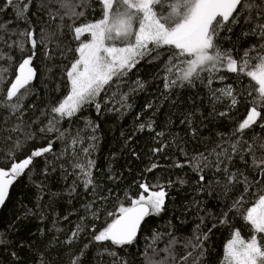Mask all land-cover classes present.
<instances>
[{
    "label": "snow or ice",
    "instance_id": "obj_1",
    "mask_svg": "<svg viewBox=\"0 0 264 264\" xmlns=\"http://www.w3.org/2000/svg\"><path fill=\"white\" fill-rule=\"evenodd\" d=\"M93 3L99 8V18L89 20L86 12L96 11ZM237 27L239 33L235 31ZM69 35L75 47L62 42L61 38L68 39ZM40 49L45 61L52 65L45 64V73H52L53 68H59L61 73L60 82L51 92L61 93L63 87L66 94L59 98L53 95L43 107L35 102L26 106L25 102L36 94L33 82L41 76L34 64ZM142 62L155 66L152 78L162 82L165 100L180 89L202 86L212 105L209 115L228 118L234 125L229 132H217V139L210 144L206 142L210 138L201 141L203 151L189 153L181 147L185 160L174 161L171 167L189 166L197 176L195 191L209 197L228 196L239 189L219 214L204 206L203 201L190 202L185 211L195 209L199 223L194 224L183 244L191 250L178 258L174 247L179 240L172 221H168L166 232L152 229L140 252L143 264H203L213 230L218 226L231 228L230 213L242 217L250 226V235L244 238L240 229L232 228L220 264H264V0H0V206L5 205L10 188L18 180L25 176L32 179L36 161L42 159L41 174L45 178L58 168L64 180L75 177L68 188L69 195L77 191L78 185L93 194L81 205L85 215L65 243L71 245L80 239L89 215L90 241L71 256L69 264H82L86 250L93 244L99 245L98 264H103L104 256L112 258L110 264H129L114 249L135 246L147 218L167 211L169 190L189 181L178 176L164 183H149L142 178L137 182L138 195L125 190L124 202L117 197L118 207L107 212L108 219L98 229L94 221L100 219L101 209L96 204L99 201L102 205L108 199L101 195L105 189L94 176L97 164L93 153L100 125L80 113L88 107L94 108L97 115L105 110L118 114L130 111L132 96L148 86V81L138 74L130 79ZM228 74H235L237 80L248 78V87L240 91L232 83L213 86L216 81L228 80ZM44 88L47 92L48 83ZM218 104L226 105L225 110L217 111ZM144 107L151 109L153 103ZM241 109L243 115H239ZM195 112L200 109L189 111L180 121L188 125L193 138L199 136V128L194 126ZM78 119L83 122L82 128L73 127ZM65 121L69 127H63ZM154 123H139L137 130L154 131ZM163 136V132L156 133L157 138ZM38 137L42 144L22 152L29 141L34 143ZM57 141L63 145L59 153L53 148ZM167 147L170 145L161 142L151 151L163 153ZM21 153L22 158L18 155ZM158 167L153 162L146 172ZM107 179L118 177L109 174ZM36 187L40 200L45 186L41 182ZM106 191L113 194L112 189ZM165 236L168 239L159 248L158 242ZM11 244V239L0 232V247ZM25 247L34 246L21 241L19 249L10 252L13 264H27L19 255ZM35 264L54 262L37 250Z\"/></svg>",
    "mask_w": 264,
    "mask_h": 264
},
{
    "label": "trees",
    "instance_id": "obj_2",
    "mask_svg": "<svg viewBox=\"0 0 264 264\" xmlns=\"http://www.w3.org/2000/svg\"><path fill=\"white\" fill-rule=\"evenodd\" d=\"M96 11L89 9L86 12L87 19H98L99 8L93 3ZM83 20V18H82ZM239 33L240 28L235 29ZM235 38V37H234ZM62 42L70 47H75L76 42L61 38ZM250 42V41H249ZM230 46V45H225ZM246 46V45H245ZM42 49L38 50L37 57L34 61L41 76L37 78L33 84L36 94L27 100L28 103L35 102L40 107L52 98L53 95L59 98L61 94H66V90L62 87L61 93H52L51 89L56 83L60 82L61 73L59 68H53L52 73H45V64L51 67V62L45 61ZM17 57L19 54H16ZM71 59V56L69 57ZM59 63V58L56 61ZM154 65L141 63L139 71L130 75V79L134 80L138 74L142 79L148 81V86L144 91L134 94L131 98L133 108L126 113L107 112L106 110L97 115L94 108L88 107L84 109L80 116L90 117L92 120L99 123L100 127L97 131L99 142L96 151L93 153V158L96 160L97 169L94 171V176L98 183L105 189L101 195L108 196V199L101 203L97 201L96 207H100V219L94 221L99 229L108 219L107 212L114 211L118 207L119 202H124V192L128 190L133 196L138 195L140 189L137 182L144 178L149 183L157 181L164 183L168 179L176 180L183 177L189 182L183 186L176 184L170 191V198L167 201V211L160 216H152L147 218V223L143 227V232L140 235L135 246L127 249L115 248L114 250L120 256L125 257L129 264H143V257L140 252L146 247V237L150 236L152 229L166 232L168 230V221L171 220L174 225V235L177 236L179 243L174 247V254L178 258L183 255L185 249L183 244L185 238L192 234L194 224L199 223V218L195 209H189L188 205L194 199L204 202V206L211 209L214 214H219L222 209H225L226 204H230L235 195L239 194V189H234L228 196L209 197L205 193H197L195 191L197 176L191 171L189 166L183 169L171 167L174 161L182 162L185 157L180 152V148H185L189 153L199 149L204 150L203 141L205 138H210L206 141L209 144L217 139V132H229L234 126L233 122L228 118L210 116L212 105L209 103L207 89L202 86L189 89L184 88L172 95L170 99L165 100L161 93L163 92L162 82L153 80L152 72ZM229 79L224 82H214V87H223L226 83H232L240 91H244L249 85V79L241 77L236 79L235 74H228ZM44 83H48L49 88L46 92ZM127 90V89H124ZM172 100L177 103L173 105ZM152 102L151 109H145L144 105ZM198 107L200 112H195L194 126L199 128V136L193 138L189 132L188 125L180 123L184 119V115L189 111H193ZM217 111H224L226 105H216ZM235 111V110H234ZM137 114H140V119L137 120ZM243 109L239 115H243ZM239 115L237 119H239ZM27 118V117H26ZM148 120L154 121V131H138L137 125ZM202 122V123H201ZM83 127V122L77 120L75 126ZM37 125H33L35 129ZM63 127H69L67 121L63 123ZM256 131H260L259 128ZM157 132H163V137H156ZM123 133V135H122ZM2 135H7L3 133ZM14 138H15V134ZM131 136L132 139L127 138ZM161 142H165L170 147H167L163 153L153 154L151 149L159 146ZM43 141L36 139L33 143L29 141L25 145L22 152L42 144ZM63 145L57 141L53 148L59 153ZM3 145H0V150ZM135 153V155H133ZM22 158V153L18 154ZM49 159L51 156L48 157ZM157 163L159 167L151 173L146 172V168L151 163ZM37 168L31 173L32 179L27 176L18 180L11 188L9 198L0 211V232H4L6 237L11 239L10 246L0 247V264H13V258L10 252L17 251L20 242L25 245L34 247H25L19 251L21 260L27 264H35V255L37 250L45 252L47 259L53 261L54 264H69L71 256L83 248V245L89 243L91 225L89 221L92 217L89 215L85 219L87 225L86 230L81 234L80 239L74 241L71 245L65 243L71 231L75 229L77 223L80 222V217L85 215L82 204L93 198V194L85 192L83 187L78 185L77 191L71 195L68 193V188L75 179L69 176L67 180L61 177L59 168L56 173H52L47 178L41 174V169L44 167L42 159H37ZM240 166V165H238ZM71 172V168L68 169ZM115 174L118 179L109 180L107 176ZM211 176V174H209ZM35 181V183H33ZM43 182L45 188L43 198L38 200L37 197L41 194L36 184ZM217 188V186H213ZM112 189L113 194L109 195L106 191ZM255 192V189L253 190ZM55 194V195H54ZM251 199V196H249ZM126 203V202H125ZM39 205V207H37ZM246 206H250L246 205ZM30 210L25 217L24 213ZM201 215L204 213L201 212ZM41 216L43 219H41ZM68 217L67 220L63 217ZM17 217H22L18 220ZM231 228L228 226H218L213 230L208 244L209 251L203 260V264H220L223 257V246L228 238L232 228L240 229L242 236L248 238L250 235V226L245 223L242 217L236 213H230ZM211 224L209 223V227ZM43 230V231H41ZM168 237L158 242V247L163 248ZM111 247V245H108ZM99 245H90L86 250L85 256L82 258V264H98L96 253ZM160 253V256H163ZM159 259V256L154 257ZM111 257L104 256L103 264H110ZM191 264V261H189Z\"/></svg>",
    "mask_w": 264,
    "mask_h": 264
},
{
    "label": "water",
    "instance_id": "obj_3",
    "mask_svg": "<svg viewBox=\"0 0 264 264\" xmlns=\"http://www.w3.org/2000/svg\"><path fill=\"white\" fill-rule=\"evenodd\" d=\"M11 188H12V187H11ZM11 188H10V191H11ZM9 195H10V194H9ZM8 198H9V197H8ZM2 207H3V206H0V211H1Z\"/></svg>",
    "mask_w": 264,
    "mask_h": 264
}]
</instances>
